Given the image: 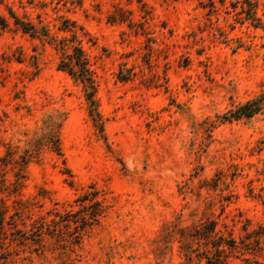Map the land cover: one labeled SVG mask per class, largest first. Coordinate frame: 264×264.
<instances>
[{
  "label": "rangeland",
  "instance_id": "1",
  "mask_svg": "<svg viewBox=\"0 0 264 264\" xmlns=\"http://www.w3.org/2000/svg\"><path fill=\"white\" fill-rule=\"evenodd\" d=\"M5 7L57 40L74 23L102 130L57 69L56 42L0 29V159L11 146L18 161L48 120L61 149L41 145L18 182L13 162L0 167V264H188L176 233L205 219L241 249L224 264H264V103L249 120L218 119L264 91V0ZM86 193L104 208L97 222L83 220Z\"/></svg>",
  "mask_w": 264,
  "mask_h": 264
},
{
  "label": "trees",
  "instance_id": "2",
  "mask_svg": "<svg viewBox=\"0 0 264 264\" xmlns=\"http://www.w3.org/2000/svg\"><path fill=\"white\" fill-rule=\"evenodd\" d=\"M2 4L3 0H0V6ZM5 10L7 16L0 15V29L11 28L14 32H20L32 38L43 37L56 42V47L61 51L57 69L65 72L74 82L83 87L85 99L88 104L89 116L95 126L98 127L99 130H102V126L98 124L99 115L94 99L96 91L94 71L91 69L92 64L85 50L77 40L76 26L74 23L65 21V25L60 27L59 30L70 33L71 37L69 39L60 38L57 40L56 37L50 35L45 26L39 27L26 16H19L10 7H5ZM248 16L255 25H261L260 20L256 18L254 4L249 3ZM125 78L121 80H126ZM263 103L264 91L259 97L247 101L227 111L223 115L218 116V119L222 123L249 120L261 113ZM55 127L56 125L51 120L44 123L41 137L29 143L30 148L19 157L18 161H14L11 146H8L5 156L0 159V167L13 162L18 168V172L14 175L16 182H18L20 179L24 178L25 167L30 160L34 158V155L36 156L38 154L41 145L48 146L57 156H61L60 144ZM95 198V193H86L78 199V202H88V205L83 206L82 209V211L87 212L83 218L85 222L88 220L97 222L98 217L104 213L101 202L97 201ZM217 226V221L205 219L185 235L182 231L176 233L180 238V250L186 263L191 264L193 257H195L199 262L204 261L205 264H224L229 257L241 250L236 241L231 237V234L218 230ZM252 238L254 243L259 246L260 235H254Z\"/></svg>",
  "mask_w": 264,
  "mask_h": 264
}]
</instances>
